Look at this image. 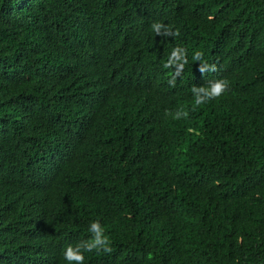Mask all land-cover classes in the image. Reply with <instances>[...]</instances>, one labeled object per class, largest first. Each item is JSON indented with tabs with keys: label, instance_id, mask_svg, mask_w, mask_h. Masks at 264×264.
Wrapping results in <instances>:
<instances>
[{
	"label": "trees",
	"instance_id": "16d2710c",
	"mask_svg": "<svg viewBox=\"0 0 264 264\" xmlns=\"http://www.w3.org/2000/svg\"><path fill=\"white\" fill-rule=\"evenodd\" d=\"M93 220L84 264H264V0H0V264H69Z\"/></svg>",
	"mask_w": 264,
	"mask_h": 264
},
{
	"label": "clouds",
	"instance_id": "9594fccd",
	"mask_svg": "<svg viewBox=\"0 0 264 264\" xmlns=\"http://www.w3.org/2000/svg\"><path fill=\"white\" fill-rule=\"evenodd\" d=\"M153 32L158 36L166 37H178L180 36L179 29H174L169 25H165L160 22H155L151 25ZM193 61L198 63V71L204 75L206 73L217 71V66L214 63H209L204 58L202 51H195L192 56ZM188 63L187 50L183 47L177 46L172 49L166 62L163 64L164 68H173L174 71L169 78V85L174 87L176 79L183 73L185 65ZM229 90V81L227 79L218 78L211 79L206 85H193L191 92L194 97L193 110L196 107L206 104L211 100L223 96ZM171 115L173 119L187 118L189 113L184 108L176 110L174 113H167ZM197 135L199 133H196ZM12 196H9L11 201ZM88 232L91 234L90 239H84L78 241L76 244H68L63 252L64 259L69 264H84L85 252L91 251H103L105 253H111L112 248L110 245V238L106 234V228L101 224L99 220H93L88 227Z\"/></svg>",
	"mask_w": 264,
	"mask_h": 264
}]
</instances>
